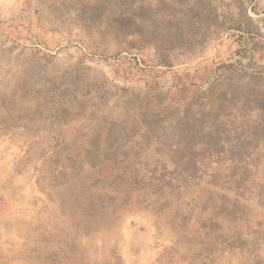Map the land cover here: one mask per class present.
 <instances>
[{
	"label": "rangeland",
	"instance_id": "1",
	"mask_svg": "<svg viewBox=\"0 0 264 264\" xmlns=\"http://www.w3.org/2000/svg\"><path fill=\"white\" fill-rule=\"evenodd\" d=\"M0 264H264V0H0Z\"/></svg>",
	"mask_w": 264,
	"mask_h": 264
}]
</instances>
